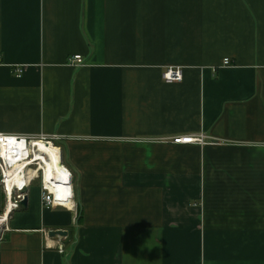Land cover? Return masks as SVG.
Segmentation results:
<instances>
[{
    "label": "crops",
    "instance_id": "1",
    "mask_svg": "<svg viewBox=\"0 0 264 264\" xmlns=\"http://www.w3.org/2000/svg\"><path fill=\"white\" fill-rule=\"evenodd\" d=\"M0 133L60 135L77 201L34 182L0 264H264V0H0Z\"/></svg>",
    "mask_w": 264,
    "mask_h": 264
},
{
    "label": "built area",
    "instance_id": "2",
    "mask_svg": "<svg viewBox=\"0 0 264 264\" xmlns=\"http://www.w3.org/2000/svg\"><path fill=\"white\" fill-rule=\"evenodd\" d=\"M69 62L72 65H83L84 58L80 54L73 55L69 58ZM230 58H225L223 61V65L227 66L231 64ZM17 75H21L23 72L22 68H17ZM184 77L183 68L181 66H170L167 67L163 72V78L167 82H179L182 81ZM9 136L15 137L17 139L25 140L26 144L31 149V153L27 158L32 157L33 151L32 148L35 149V143L38 141H43L52 145H55L57 149L60 150V160L62 167L66 170V175L63 176L65 178L57 177L56 175L52 178L46 175V170L38 161L31 165H26L25 170L20 173V178L23 180L21 183L15 182L12 185V189H9L8 186V175H7V167L4 163L2 157L0 156V185L2 186L5 194V206L4 211L0 213L1 216L4 217V222L8 221L9 216L15 212L16 210L23 207V201L28 197L27 190L31 187V185L40 180L41 184V197L42 202L46 207H55L58 205L65 206L71 209L77 207L76 201V191L74 187V175L73 172L66 166L63 158V148L58 143L61 139L60 135H8L4 133H0V139L2 141L3 138H8ZM173 143L178 144H198L205 145L209 141L204 134L195 135V134H183L174 136L172 139ZM26 158V159H27ZM5 164V165H4ZM35 173H32V171ZM60 250L63 252V246H60Z\"/></svg>",
    "mask_w": 264,
    "mask_h": 264
},
{
    "label": "bare ground",
    "instance_id": "3",
    "mask_svg": "<svg viewBox=\"0 0 264 264\" xmlns=\"http://www.w3.org/2000/svg\"><path fill=\"white\" fill-rule=\"evenodd\" d=\"M32 151V157L27 158L31 153V149L25 140L11 136L3 138L2 141L0 139V156L7 167L6 172L10 190L15 182L21 183L23 181L20 178V173L25 170V166L31 165L35 161H38L45 168L48 177L52 178L56 175L57 177L65 178L63 176L66 175V170L61 164L60 150L55 145L38 141ZM32 173H35V171L33 170ZM4 217H0V226L4 221Z\"/></svg>",
    "mask_w": 264,
    "mask_h": 264
},
{
    "label": "water",
    "instance_id": "4",
    "mask_svg": "<svg viewBox=\"0 0 264 264\" xmlns=\"http://www.w3.org/2000/svg\"><path fill=\"white\" fill-rule=\"evenodd\" d=\"M28 204V198H26L23 201V205L26 206ZM51 236H55V235H67V231H63V230H58V231H52L50 233Z\"/></svg>",
    "mask_w": 264,
    "mask_h": 264
},
{
    "label": "rangeland",
    "instance_id": "5",
    "mask_svg": "<svg viewBox=\"0 0 264 264\" xmlns=\"http://www.w3.org/2000/svg\"><path fill=\"white\" fill-rule=\"evenodd\" d=\"M36 183H40V180H38ZM36 183H35V184H36ZM0 186H1V185H0ZM1 187H2V186H1Z\"/></svg>",
    "mask_w": 264,
    "mask_h": 264
}]
</instances>
